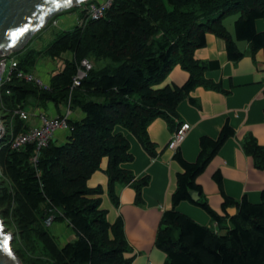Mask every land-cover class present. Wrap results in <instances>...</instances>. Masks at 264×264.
Returning <instances> with one entry per match:
<instances>
[{
	"label": "trees",
	"instance_id": "1",
	"mask_svg": "<svg viewBox=\"0 0 264 264\" xmlns=\"http://www.w3.org/2000/svg\"><path fill=\"white\" fill-rule=\"evenodd\" d=\"M232 15H239L235 22L237 40L248 42L254 52L264 50V33L255 27L257 20L264 19V0H114L103 19L90 20L83 11L84 26L60 32L48 48L29 49L19 60L20 67L30 72L41 56L57 62L65 54L72 55L52 76L50 91L23 81L8 85L5 89L11 94L4 90V112L12 116L18 106L30 107L33 98L57 107L70 101L72 110L78 108L84 114L81 120L70 121L74 130L66 142L52 141L41 150L37 163L32 162L36 145L12 149L9 134L0 142V212L7 226L21 229L23 238L16 240L13 250L23 264H132L125 258L128 243L123 220L119 218L114 224L107 221L101 199L94 198L103 189H90L87 182L100 169L103 158H109L106 174L113 202L119 205V185H131L137 192V203H143L142 191L150 179L137 181L121 168L133 156L124 135L114 134L115 127L127 129L155 157L149 124L156 118L173 124L178 106L191 99L200 85L221 90L204 76L219 64L194 60L195 51L206 45V34L225 39L231 61L243 58L223 23ZM90 57L107 64L93 67L70 99L79 64ZM178 65L189 73L187 83L157 89ZM28 128L19 119L13 123L15 134ZM234 136L235 131L226 125L218 139L203 137L195 163L185 161L180 152L175 155L183 172L177 176L173 209L164 214L156 240L167 256L165 264H264V193L260 204L225 197L223 209L238 210L230 217L232 227L225 234L177 211L178 205L187 201L202 208L224 229V219L204 199L197 178ZM243 148L254 158L255 166L264 169V147L250 138ZM215 179L222 184L220 174ZM193 193H199L198 201L193 200ZM50 207L61 212L56 222L68 224L77 237L74 241L61 246L49 232L43 217Z\"/></svg>",
	"mask_w": 264,
	"mask_h": 264
},
{
	"label": "crops",
	"instance_id": "2",
	"mask_svg": "<svg viewBox=\"0 0 264 264\" xmlns=\"http://www.w3.org/2000/svg\"><path fill=\"white\" fill-rule=\"evenodd\" d=\"M232 16L238 17L229 20ZM232 16L225 18L223 23L244 54L243 58L237 62L231 61L225 39L213 33L206 34V45L195 51L194 60L219 64L218 68L207 70L204 76L211 84L220 86L221 90L200 85L191 93V99H186L178 106L173 124H169L164 118H156L149 124L147 132L155 145V157L143 148L131 132L121 126L115 127L114 134L124 135L130 144L129 154L133 156V160L123 163L121 168L131 172L137 181L145 177L150 179L149 185L142 191L143 203H137V192L131 185H119V205L113 202L106 174L109 158H103L100 169L87 182L90 189H103V193L94 198L101 199L100 208L107 211V221L114 224L119 218L123 220L128 243L125 258L131 260L132 264L166 263L167 256L157 247L156 240L164 214L173 209L172 198L177 189V176L183 172L182 166L174 157L180 152L185 161L195 163L201 152V139H218L226 125L235 131V136L223 145L205 172L197 178L204 199L224 219V229L202 208L187 201L181 202L177 211L201 226L225 234L232 227L230 217L237 214L231 215V209L236 207H230L226 211L223 209L225 197L237 202L244 199L252 204L262 202L264 169L255 166L254 158L244 150L243 143L253 138L259 146L264 147V50L254 52L248 42L237 40L235 22L239 15ZM255 27L258 33H264V19L257 20ZM71 59V54H65L62 62ZM189 77V73L178 65L156 88L168 85L183 87ZM30 102L31 106L25 109L32 115L25 122L28 127L38 124L37 114L45 113L53 118L66 113V105L57 107L53 102L33 98ZM83 117L80 109H71L70 121L81 120ZM184 123L191 125L185 142L177 151L169 149L172 137L179 125ZM69 135L61 131L53 142L63 144ZM217 173L221 176V185L215 179ZM52 228L53 235L61 246L77 238L66 222H55L49 229Z\"/></svg>",
	"mask_w": 264,
	"mask_h": 264
},
{
	"label": "built area",
	"instance_id": "3",
	"mask_svg": "<svg viewBox=\"0 0 264 264\" xmlns=\"http://www.w3.org/2000/svg\"><path fill=\"white\" fill-rule=\"evenodd\" d=\"M114 0H104L101 3L87 2L80 4L76 7L82 8L86 12L88 19L93 21L101 20L105 17L107 11L111 8ZM49 24L54 26L58 25V20L54 17ZM48 24V25H49ZM85 24V20L81 17L77 18V25L82 27ZM14 51H11L9 54H4L0 52V129L2 133L0 134V142L3 141L7 135H10V145L12 149L20 150L27 145H36V153L32 158L33 163L38 162V158L42 149L46 148L56 137V135L63 131L68 134H71L74 130L70 124V101L66 107V113L61 116L50 118L45 113L37 114L38 124L31 126L25 132H20L15 134L13 129V123L16 119H19L23 122H28L32 115L25 108L18 106L11 114V122L7 124L2 113L5 111L3 105V94L5 88L12 84L14 81H23L26 83L34 84L40 90L50 91V85L44 83L40 78L36 77L32 72L23 70L20 67V62L15 56ZM93 64L90 60L84 59L80 62L77 74L73 79V84L70 88V99L73 92L81 87L82 82L87 78L89 72L93 69ZM6 95H10L11 91L7 89ZM8 127L10 132L8 133ZM191 129L189 123H184L179 125L176 133L172 137L169 143V149L177 151L181 145L185 142L188 133ZM62 215L60 211L52 207L48 208L45 211V216L43 217V222L47 228L53 226L56 222V216Z\"/></svg>",
	"mask_w": 264,
	"mask_h": 264
},
{
	"label": "water",
	"instance_id": "4",
	"mask_svg": "<svg viewBox=\"0 0 264 264\" xmlns=\"http://www.w3.org/2000/svg\"><path fill=\"white\" fill-rule=\"evenodd\" d=\"M90 0H0V52H19L28 46L35 35L46 29L58 14ZM2 130L0 129V134ZM194 201L199 193L192 195ZM237 213L231 209V215ZM12 234L6 233L0 219V264H23L12 247Z\"/></svg>",
	"mask_w": 264,
	"mask_h": 264
},
{
	"label": "rangeland",
	"instance_id": "5",
	"mask_svg": "<svg viewBox=\"0 0 264 264\" xmlns=\"http://www.w3.org/2000/svg\"><path fill=\"white\" fill-rule=\"evenodd\" d=\"M90 1L97 2L98 0H90ZM82 12H83L82 8L73 7L69 11L58 14L55 17L56 20H58L57 26L49 24L46 29L39 31L35 35L34 39L30 42V44L26 47V49L19 52H15L14 53L15 56L18 58V60H21L29 49H36L40 51L48 48V46L57 38L60 32L72 30L77 26V18L82 15ZM234 17H238V16H232L228 19L233 20ZM90 61L95 68H101L102 66L105 65L103 64L104 61L98 60L94 57H90ZM63 66H64V62H62L61 60L55 62L54 60H52L47 56H41L37 61V65L30 72H32L36 77L40 78L44 83H47L52 76L58 74L59 71L62 70ZM2 115L5 118L7 124H9V122H11V116H9L4 111ZM9 132H10V128L8 127V133ZM1 181H3V178L0 173V182ZM1 209L2 208L0 207V211H2ZM0 219L3 221L5 232L12 234L13 237L12 247H13V245H15L16 240L19 241V239L23 238L21 234V229L15 227V225H12V227H10L9 225L7 226V224H5L4 222L5 219L4 216L1 214V212H0ZM49 232L53 235L54 229L53 228L50 229Z\"/></svg>",
	"mask_w": 264,
	"mask_h": 264
}]
</instances>
